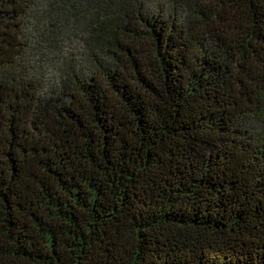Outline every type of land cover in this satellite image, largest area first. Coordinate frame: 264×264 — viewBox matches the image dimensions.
<instances>
[{
  "label": "trees",
  "instance_id": "1",
  "mask_svg": "<svg viewBox=\"0 0 264 264\" xmlns=\"http://www.w3.org/2000/svg\"><path fill=\"white\" fill-rule=\"evenodd\" d=\"M0 264H264V0H0Z\"/></svg>",
  "mask_w": 264,
  "mask_h": 264
},
{
  "label": "rangeland",
  "instance_id": "2",
  "mask_svg": "<svg viewBox=\"0 0 264 264\" xmlns=\"http://www.w3.org/2000/svg\"><path fill=\"white\" fill-rule=\"evenodd\" d=\"M71 45H67L66 48L68 47L70 49ZM81 46V41H75V43L72 44L71 52H74L75 54L78 55V52L80 49L83 47ZM67 48V51H68ZM76 55V56H77ZM64 53L60 54L58 53L57 55L52 56V59L49 58H40L37 59V68L41 69V74L42 76L46 79L47 85L52 86L54 84H58V81L60 80L61 76V71L59 69V66L62 65L63 60H64Z\"/></svg>",
  "mask_w": 264,
  "mask_h": 264
}]
</instances>
